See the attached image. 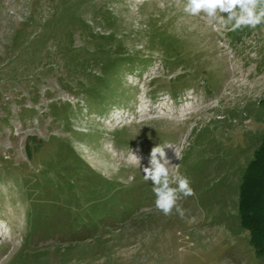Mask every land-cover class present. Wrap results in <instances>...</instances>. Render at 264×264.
<instances>
[{"label": "rangeland", "instance_id": "374dc122", "mask_svg": "<svg viewBox=\"0 0 264 264\" xmlns=\"http://www.w3.org/2000/svg\"><path fill=\"white\" fill-rule=\"evenodd\" d=\"M73 1L0 0V264H264L237 202L264 135V30L216 31L185 0H78L95 33L110 24L120 50L138 55L101 67L94 48L118 47L76 24L69 48L58 16ZM157 145L190 179L183 218L155 207L129 162L147 166ZM81 166L116 195L79 230L63 213L88 212ZM55 186L62 210L29 234L30 206Z\"/></svg>", "mask_w": 264, "mask_h": 264}, {"label": "trees", "instance_id": "16d2710c", "mask_svg": "<svg viewBox=\"0 0 264 264\" xmlns=\"http://www.w3.org/2000/svg\"><path fill=\"white\" fill-rule=\"evenodd\" d=\"M80 7L81 5L78 0L68 2L60 11V15L58 16V20L62 21V23L65 25L64 28L68 29L65 31V34L68 37L67 42L69 48L71 49V46H73L74 43V27L76 24H80L81 26L83 25L86 28H89L90 36L93 38H99L106 41V44L109 43L111 46L118 47L116 33L111 31V25L109 24L106 26L109 32L108 34L105 32L95 33L91 25L82 19L81 14L78 12ZM111 18V16L109 17L104 15V19L107 21L111 20ZM38 40L39 38H33L32 40L27 39L25 42L29 44L32 42L35 43ZM105 51L106 50L103 46L94 48V52H96L95 54H99V59L98 61L96 60V66H104L106 64V60L114 63L120 59H126V57H129L128 59L138 58V55L135 54L125 55V53L121 51L119 47L114 52ZM108 54L109 56L104 58V55ZM164 56L163 67L167 70H170V59L172 56L168 55L167 53H164ZM87 66L88 65H85L84 67ZM88 68L89 67H87V69ZM260 104L264 109V99L260 102ZM77 160L79 159L76 158V161ZM80 170L83 172L81 177L83 189L81 194L78 195L77 200L79 201V199H81L83 196L85 202H83L82 205L87 207L88 212L85 216H83L81 213H78L76 216H74L69 207H67L66 203H64L66 209L63 213V217L72 222V227H76L79 230L81 228L76 224L77 220L83 222V220H88L90 217L91 220H97V217L108 211L107 209L109 205L112 204V201L116 195V193L109 194L108 187H106V185H109L110 187V185L113 184L112 182L108 181L104 177H98V175L93 173V171L88 166H81ZM66 174L70 173L66 171ZM89 176H91V178ZM58 189L59 186L54 187L55 193L53 195H50L48 191H45L44 194L40 198H36L30 206L31 211L29 212L28 216L30 220L29 234H33L43 222L55 219L52 218L51 214H57L62 210L61 206L59 207L58 205L57 207V205H54V199H57L56 190ZM237 189L240 225L243 230L249 233V242L253 247L255 254L264 263V135L261 137L252 158L248 160L246 166L243 168L239 183L237 184Z\"/></svg>", "mask_w": 264, "mask_h": 264}, {"label": "clouds", "instance_id": "9594fccd", "mask_svg": "<svg viewBox=\"0 0 264 264\" xmlns=\"http://www.w3.org/2000/svg\"><path fill=\"white\" fill-rule=\"evenodd\" d=\"M183 12L189 16H200L208 27L216 31L255 30L258 26L264 30V0H185ZM166 147L154 146L147 166H143L141 157L135 154H131L129 162L141 167L143 179L151 182L156 197L155 207L165 216L172 215L175 210L183 218L184 210L178 201L194 193L190 179L181 174L177 165L166 156ZM175 156L178 158L176 153Z\"/></svg>", "mask_w": 264, "mask_h": 264}]
</instances>
